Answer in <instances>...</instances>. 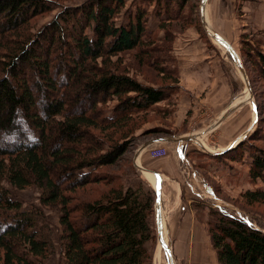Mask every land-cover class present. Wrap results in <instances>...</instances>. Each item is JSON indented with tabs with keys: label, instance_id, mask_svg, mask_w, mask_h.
<instances>
[{
	"label": "trees",
	"instance_id": "trees-1",
	"mask_svg": "<svg viewBox=\"0 0 264 264\" xmlns=\"http://www.w3.org/2000/svg\"><path fill=\"white\" fill-rule=\"evenodd\" d=\"M147 3L127 13L126 22L117 26L115 17L124 7L123 0L88 1L66 9L60 19L32 37L30 23L49 14L50 4L0 0V264H40L53 250L50 235L37 227L40 219L10 199L2 183L16 190L35 188L43 206L59 207L63 264H152L154 191L141 185L137 189L115 185L116 179L102 178L99 169L116 165L128 150L133 120L150 112L169 115V110L154 106L171 100L172 87L178 83L168 55L175 35L194 27L209 41L196 20L194 0ZM150 18L159 19L157 31L148 27ZM87 29L91 37L84 34ZM153 37L152 49L143 51V66L150 61L146 68L156 69L163 85L143 86L108 67L110 58L133 52ZM238 42L252 89L246 64L264 81V54L247 34H241ZM98 60L103 67H98ZM167 79L171 83L164 85ZM41 94L45 100L40 109ZM109 99H116L118 105L106 115L98 107ZM254 102L253 131L232 149L202 155L231 166L248 153L249 177L264 184V151L253 146L263 142L259 125L264 130V119L259 117L255 95ZM60 179L65 182L62 187ZM99 183L112 187L92 202L75 204L66 195ZM244 197L249 204L264 203V188ZM193 208L197 217L204 209L200 204ZM208 213L207 233L219 264H264L262 230L219 207Z\"/></svg>",
	"mask_w": 264,
	"mask_h": 264
},
{
	"label": "crops",
	"instance_id": "crops-1",
	"mask_svg": "<svg viewBox=\"0 0 264 264\" xmlns=\"http://www.w3.org/2000/svg\"><path fill=\"white\" fill-rule=\"evenodd\" d=\"M204 20L237 56L239 52L235 43L241 33H252L254 38L258 36L255 35L257 30H263L261 35L264 38V0H207ZM257 22L261 23L260 27L255 24ZM201 27L209 44L193 27L176 34L172 50L168 52L174 61L170 66L178 74V83L171 96L173 106L167 119L172 131L195 133L202 142L209 138L206 142L216 154L242 140L251 131L256 119L255 105L248 99L245 81L235 59L228 51L214 45L202 24ZM153 30L157 31V28ZM237 57L242 65L241 58ZM164 103L155 107L167 108ZM168 144H156L150 148H167L169 152L163 158L152 159L147 153L149 149L133 156L135 185L145 182L155 195H159L160 241L170 246L171 260L164 256L165 252H160L158 264H219L205 224L197 220L193 205L197 197L210 198L212 195L204 176L219 179L234 174V171L228 172L221 162L208 160L205 163L206 158L202 155L205 151L199 146L200 151L188 153L193 149H188L185 143ZM154 220L156 225L157 216ZM187 229L188 232L191 230L190 234H186ZM178 252H181L180 257L176 256Z\"/></svg>",
	"mask_w": 264,
	"mask_h": 264
},
{
	"label": "rangeland",
	"instance_id": "rangeland-1",
	"mask_svg": "<svg viewBox=\"0 0 264 264\" xmlns=\"http://www.w3.org/2000/svg\"><path fill=\"white\" fill-rule=\"evenodd\" d=\"M43 1L50 4V7L53 10L49 14L48 13L43 14L42 16L38 17L37 19H35L34 21L30 23L29 26L32 28V31H31L32 37L36 36L42 30V28L47 26L53 20L57 19L58 17L60 19V16L63 14V12L66 9L81 6L85 4L86 2L92 1V0H43ZM194 2L196 3V9L198 10V18L196 17V20H197L199 19L200 0H194ZM123 3H124V7L122 11H120V14L115 17L116 18L115 24L117 26L121 25L122 23H125L126 14L129 12H134L136 7L143 8L142 6H148L147 0H123ZM193 7H195V5ZM149 20L151 21V23L148 26L149 28L155 29L159 27V23H160L159 19L150 18ZM255 24L258 25L259 27L261 26V23L257 22ZM29 26L28 28H30ZM255 28L257 29L256 26ZM262 32L263 30H257V32H255V35L258 34V36L254 38L253 36H251L252 33H247V32L246 33L252 43L256 41V39H258L259 42L257 43H259L260 46L258 49L257 48L256 49L257 51H261L264 54V44H263L264 38H263V35H261ZM84 34L86 36L91 37L90 29H87L84 32ZM155 35L158 37L159 34L158 35L155 34ZM211 39L214 45H216L222 50L228 51L224 46L216 42L212 38V36H211ZM155 41L156 39L154 37L148 38L146 41L148 42V44H143V46H140L135 51L120 55L118 57L110 58L109 61H107L109 64L108 67L112 69L111 71L114 70L117 72V74H123L124 76H128L134 81L142 84L143 86L151 85L153 87H156V86L163 85V82H162L163 79L161 78V76L157 75L156 69L146 68V67H149L151 63L150 61L148 62L147 66L145 65L143 66V51L147 52L148 50H151L152 46L156 43ZM235 44H236L235 48L239 52L240 50L239 42ZM152 56L155 57L154 54ZM237 56H239V53L237 54ZM146 62L147 61H145L144 64H146ZM246 65H247L246 70L248 72V76L252 80V89H251L252 100L254 101V95H255L256 99L258 100V104H259L260 111H261L259 117L260 119H264V81L259 79L258 74L255 71V69H253L249 64H246ZM98 67L100 68L103 67L100 60H98ZM169 83H171V81L167 79L164 82V85L169 84ZM175 88L176 87H172V89H174L173 93L176 92ZM248 99H249V95H248ZM44 100L45 99L41 94L37 99L39 107L40 105L42 106V101ZM77 104H78L77 107L80 108L79 103ZM117 105H118V101L116 99H109L105 105H102V106L99 105L98 108L104 111V114L110 115L113 112V109ZM254 105H255V102H254ZM164 106H166L167 108H160V110L161 109L169 110L170 107L173 106V100L171 99L169 101H166L164 103ZM155 111L156 109H154V112ZM167 118L168 117H165V115H162L159 117L155 113L150 112V113H147L145 117H143L142 115L140 116V119L133 120L134 122H133L132 127L134 129L131 133V137L133 139H132L131 144L129 145L128 150L118 159L116 165L110 166V167H103L102 169H99V174L102 176V178H104L105 176H108L114 180L115 179L118 180V181L115 180V185L121 184L123 187L124 186L131 187L132 189H137L138 186L140 185L145 186L146 188H149L147 184H145V182L143 183L141 182L140 184L138 182V184L135 185L136 173L134 172L135 167L133 166V156L135 155L136 151L143 145V143L151 138L155 139V138H163V137L168 138L169 137L172 139L178 136H188L191 140H193L192 138L193 135H196L195 133H190V134L181 133L180 134L179 132L172 131L171 124ZM259 127H260L259 135L260 134L262 135L264 130H261V127H262L261 124L259 125ZM252 131L253 129H251V131L247 133V136ZM91 133L98 138L99 137L102 138V136L99 134L98 131L91 130ZM165 133H171L172 135L166 136L164 135ZM208 139L209 138H206V140L204 139L202 142V138H200V139H197V142L202 144L203 147L205 146V149H204L205 153L215 155L212 147L206 142ZM261 140H263V142H254L253 146L264 151V139H261ZM197 142L194 141L190 143H185L188 149L189 148L193 149V150H189L188 153H192L193 151H197V150L200 151L199 147L202 148V146H200V144H196ZM175 143L176 142H171L168 144V146H173ZM180 144H183V143H180ZM160 145H165V143H162ZM195 147H198V148L195 149ZM165 149L168 151L167 148ZM147 153L149 154V152ZM219 153H222V152H219ZM204 157L206 158L204 159L205 163L206 161L211 160L206 156ZM247 160H249L248 153H245L244 158L242 159V162L233 163L231 166L226 165L223 162V165L226 166V168L228 169V172L234 171V174H230L229 176L227 174L225 177H220L219 179H217L216 177L212 178L205 174L206 176L204 177L206 178V181L209 183L208 188L210 189L212 195L210 198L208 196H206L205 198L203 196L197 197L195 204L196 205L200 204L204 208L203 210H201V212L198 213L197 220L202 221L205 224L206 233H207V228H208L207 222L211 221L208 211L210 209H215L218 207L219 209H221V211L227 213L228 215L236 217L240 220H243L244 222L251 224L255 228H258L264 232V203L249 204L244 197L245 193L247 192L263 190L264 188V184L260 180H252L249 177V166L247 165L248 163ZM146 178L151 182V180L147 177V175H146ZM59 181H60L59 184L62 187L65 182H62L61 179ZM111 187H112V184L99 183V184L90 185V186L88 185L84 188H75L73 192H71L70 194L67 193L66 195L70 196L71 199H73V203L75 204L78 202H83V201L92 202L98 199L101 193H105L109 191ZM2 188L7 190L8 197L10 199L21 203L23 210L29 213H32L34 217L39 218L40 219L38 222L39 226L37 225V227L44 228L43 229L44 233L45 234L48 233L50 235V240H51L52 248H53L52 254L49 255L47 260H43V261L39 260L40 264H63V254H62L61 247H60V236L62 234V228L59 224V218H60L59 207L58 206H55V207L43 206L39 202L41 192L36 190L35 188L16 190V189H12L7 183H2ZM213 190L215 191L216 194L213 192ZM70 205H73V204H70ZM190 232L191 230H189L188 232V229H187L186 234H190ZM155 233H156V241L152 247V251H153L152 252L153 253L152 264H158V261H161L160 256H158L160 252L163 254L165 252L166 254H164V256L166 257L168 256L169 260H171L170 246H166L168 249V251H166L161 247V245L158 244L156 225H155ZM168 239L170 242L169 234H168ZM149 247L151 248L150 245ZM173 254H174V251H173ZM178 255L180 257L181 252H178L176 254V256Z\"/></svg>",
	"mask_w": 264,
	"mask_h": 264
},
{
	"label": "water",
	"instance_id": "water-1",
	"mask_svg": "<svg viewBox=\"0 0 264 264\" xmlns=\"http://www.w3.org/2000/svg\"><path fill=\"white\" fill-rule=\"evenodd\" d=\"M207 0H200V8H199V13H200V21L202 26L205 28V31L207 32V34L216 41L219 44H221L222 46H224L228 52L232 55V57L235 59V62L237 64V67L240 70V73L243 75L244 81H245V86L247 88V91L249 93V100H252V94H251V88H250V84L249 81L247 79V76L245 74V71L242 67V65L239 62V59L237 58V56L234 54V51L232 49V47L226 43L221 37H219L214 31H212L211 29L208 28V26L206 25V22L204 20V9H205V5H206ZM255 116H256V111H255ZM171 142H176V143H190V142H194L193 140H191L188 136H178V137H174V138H167V137H163V138H159V139H153L151 141H148L146 143H144L135 153V157H137L141 152L147 150L148 148L152 147L153 145L156 144H162V143H171ZM240 142V141H239ZM238 142V143H239ZM237 142L232 144L227 150L232 149L236 146V144H238ZM202 146V145H200ZM203 149H205L202 146ZM224 152V151H223ZM222 152V153H223ZM216 154H221V153H216ZM143 171L147 172L146 170L143 169ZM150 172V171H149ZM159 193V190H157V193ZM159 205H160V200H159V195H156V201H155V216H157V221H156V230H157V240L159 245H161V247L168 251L167 247L163 244H161L160 241V237H161V224H160V216H159Z\"/></svg>",
	"mask_w": 264,
	"mask_h": 264
},
{
	"label": "built area",
	"instance_id": "built-area-1",
	"mask_svg": "<svg viewBox=\"0 0 264 264\" xmlns=\"http://www.w3.org/2000/svg\"><path fill=\"white\" fill-rule=\"evenodd\" d=\"M149 154H150L149 156L152 159H160L167 156L168 151L164 147L153 148V149H149Z\"/></svg>",
	"mask_w": 264,
	"mask_h": 264
},
{
	"label": "bare ground",
	"instance_id": "bare-ground-1",
	"mask_svg": "<svg viewBox=\"0 0 264 264\" xmlns=\"http://www.w3.org/2000/svg\"><path fill=\"white\" fill-rule=\"evenodd\" d=\"M234 54H235V52H234ZM248 95H249V93H248ZM193 141H195V142H197V139H200V137H199V135H193ZM239 141H237V143H238ZM136 162H137V160H136ZM136 166H137V164H136ZM165 233H166V231H165ZM164 245H165V243H164Z\"/></svg>",
	"mask_w": 264,
	"mask_h": 264
}]
</instances>
